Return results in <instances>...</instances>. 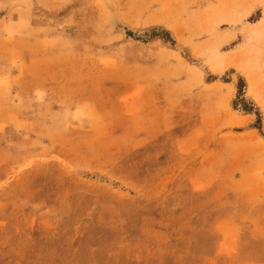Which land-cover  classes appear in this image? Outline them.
Segmentation results:
<instances>
[{"label":"rangeland","instance_id":"374dc122","mask_svg":"<svg viewBox=\"0 0 264 264\" xmlns=\"http://www.w3.org/2000/svg\"><path fill=\"white\" fill-rule=\"evenodd\" d=\"M0 264H264V0H0Z\"/></svg>","mask_w":264,"mask_h":264}]
</instances>
